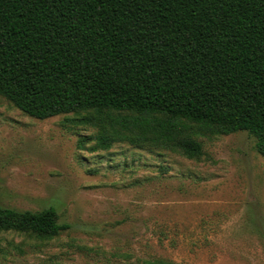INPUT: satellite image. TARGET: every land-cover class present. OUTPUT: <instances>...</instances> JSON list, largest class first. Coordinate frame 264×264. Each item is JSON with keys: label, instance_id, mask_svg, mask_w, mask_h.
Returning <instances> with one entry per match:
<instances>
[{"label": "trees", "instance_id": "16d2710c", "mask_svg": "<svg viewBox=\"0 0 264 264\" xmlns=\"http://www.w3.org/2000/svg\"><path fill=\"white\" fill-rule=\"evenodd\" d=\"M0 97L40 120L106 111L131 144L188 159L196 133L246 131L264 156V0H0ZM67 228L53 206L0 204V231Z\"/></svg>", "mask_w": 264, "mask_h": 264}, {"label": "rangeland", "instance_id": "374dc122", "mask_svg": "<svg viewBox=\"0 0 264 264\" xmlns=\"http://www.w3.org/2000/svg\"><path fill=\"white\" fill-rule=\"evenodd\" d=\"M105 113L40 120L0 97V204L53 206L68 225L47 238L0 231V264H264V156L253 135L196 133L203 156L188 159L131 144L132 133L101 124ZM88 116L94 123H79ZM100 135L114 139L109 148Z\"/></svg>", "mask_w": 264, "mask_h": 264}]
</instances>
